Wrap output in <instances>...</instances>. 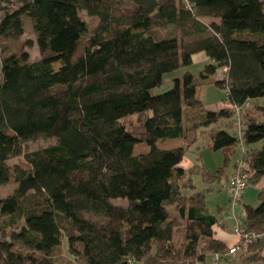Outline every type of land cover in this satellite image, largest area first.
<instances>
[{"label":"trees","instance_id":"obj_1","mask_svg":"<svg viewBox=\"0 0 264 264\" xmlns=\"http://www.w3.org/2000/svg\"><path fill=\"white\" fill-rule=\"evenodd\" d=\"M79 11L98 21L93 30ZM200 17L218 21L207 26ZM24 18L37 61H26L19 43ZM169 25L178 31L161 36ZM201 53L208 63L198 78L187 71L167 92L153 93ZM0 60V187L15 185L0 199V212H10L0 219V264H60L63 239H82L84 253L68 250L79 264H205L206 254L227 253L213 238L219 221L206 209L209 189L186 197L178 166L211 129L206 147L224 160L201 175L204 184H227L240 143L248 185L264 179L263 1L0 0ZM218 70L224 77L213 79ZM209 82L230 107L204 108L196 90ZM233 107L243 109L240 142L236 132L218 129L228 122L235 130ZM40 138L56 142L25 150ZM176 139L186 145H156ZM138 145L147 151L135 154ZM20 156L25 166H9ZM257 200L244 206V228L260 236L247 264L263 261L264 188ZM170 207L184 222L180 248Z\"/></svg>","mask_w":264,"mask_h":264},{"label":"rangeland","instance_id":"obj_2","mask_svg":"<svg viewBox=\"0 0 264 264\" xmlns=\"http://www.w3.org/2000/svg\"><path fill=\"white\" fill-rule=\"evenodd\" d=\"M263 2H264V0H263ZM78 16L84 23H86V25L89 27L90 30H93L97 26L98 21L96 19L90 18L86 14L85 11H79ZM198 20L207 26L210 25L212 22H214L213 18H208V17H200V18H198ZM27 22L30 23V20L28 18H24V23L26 24L25 25V34L21 37L19 43L21 44V48H22V50H24V53L26 55L25 56L26 61L33 62V61H37L39 59L40 53H39V50L37 49L36 44H35V37L32 34V30H31V28ZM174 30L178 31L176 26L169 25L163 29H160L158 31V33L161 36H163V35H167L168 33L173 32ZM176 34H178V32ZM26 41H31L32 46L31 47H24V46L22 47V43H24ZM207 63H208V60H207ZM207 63H206V56L204 53L196 55L193 58V64L191 66H189L188 68H183V69H180V70L173 72L171 74H166L163 77L162 86L160 88L155 89L153 93L154 94H162V93L167 92L172 87L173 79L174 78L181 79L183 77V75L185 74V72H187V71L190 72L192 74V76H195L196 78H198V75L202 71L203 66ZM1 67H2V63L0 60V75H1ZM57 68H58V66H55V69H57ZM216 76H218V78L222 79L224 77V72H222L221 70H218ZM215 78L216 77H214L213 79H215ZM201 84L202 85H200L197 88V91H198L199 99H200L202 105L204 106V108H205V106H207L209 104L225 101V92L217 89L212 82L211 83L209 82L207 84H203V83H201ZM128 122H131L130 125H132V127H137L138 122L136 121L135 117L131 118ZM128 122H127V124H128ZM227 125H228V122H225L224 125H221L220 127H218V129L219 130H228V132L231 135H233L234 132H236L235 134L237 135L238 127L236 126L235 130H234L232 127L228 128ZM55 142L56 141L53 138H49V139L40 138V139H37L34 141L27 142L24 145V148H25V150L31 152V151H36V150H40L42 148L51 146V145L55 144ZM198 146L200 149H202L201 143L198 144ZM206 149L209 151L208 152L209 154L220 155V157L222 159L220 167H222L223 166V160H224L223 159L224 158L223 152L222 151L213 152L210 149H208L207 147H206ZM145 150H146V147L144 145H138L135 148V154H141ZM239 153H240V151H239V147H238L237 152H236V156H235L236 158H238L240 156ZM243 159H244V155L242 156V159H240V160H243ZM240 160H238L237 163H239ZM207 161L214 163V160L211 156L207 158ZM237 163H236V165H237ZM14 165L25 166V163H24L22 156L11 158L9 160V166L12 167ZM194 172L195 171H193V173ZM189 174L191 175L192 173L189 172ZM186 176L187 175H185V177L179 182V185L182 188L181 189L182 193L186 197L191 196L196 192H204L205 191V189L202 188V183H201L200 179H196V178H194V186L196 188H195V190H191V187H193V184H192L190 179H187ZM227 184H228V182H227ZM227 184H226V191H227ZM14 187H15V185H14L13 181H11L9 184H7L5 186L0 187V199H4L5 197H7L12 192ZM246 189H249L252 191V196H250L248 198V200L245 201V205L247 204L246 206L250 205L251 207L258 206L257 195H255L253 192L258 193L259 189L253 185H248ZM207 194H208V192L204 193L205 204L207 202V199H206ZM217 199H218V201H216ZM219 200H222L223 203L227 202V195H226L225 191L222 190L221 194H217L216 197H209V200H208L209 207L211 208V206H215L216 204H219V206H222L223 203L220 204ZM229 201H230V199H229ZM117 203H118V201H117ZM245 205H243V206H245ZM242 208H244V207H242ZM167 212H168L170 219H175L177 221V227L175 228L174 233H173V242L177 247L180 248L184 244V237H183L184 222H183V220H181L178 217L177 212L175 211V209L173 207L168 208ZM9 213L10 212H0V219L6 218L9 215ZM214 214H217L215 209H214ZM236 215L238 216L237 219H240L239 216H241V214L236 213ZM234 227H235V220H234L233 230H234ZM69 249H72L73 251H75L77 253H84L85 252V246H84L82 239H77V240H73V241H67L66 239H63L59 250L55 254V258H56V261L58 263L65 264L66 262H70V261L72 262L73 261V257L68 253ZM249 255L250 254L248 253V249H247L246 255H238L239 258L234 259L232 262L225 263L224 261H222L221 264H247L245 262V258H247ZM73 263L79 264V262H76V261H73Z\"/></svg>","mask_w":264,"mask_h":264},{"label":"crops","instance_id":"obj_3","mask_svg":"<svg viewBox=\"0 0 264 264\" xmlns=\"http://www.w3.org/2000/svg\"><path fill=\"white\" fill-rule=\"evenodd\" d=\"M213 21L217 23L218 20H215L213 18ZM206 63H207V57H206ZM216 79H218V76H216ZM196 96L199 98L197 90H196ZM228 107H230L228 103L221 101V102L209 104L205 106V109L208 111H219L221 109H226ZM211 133H212V130L208 129L207 131H204V133L198 137L197 142L188 148L181 164L178 167L187 175L186 176L187 179L191 180L193 186H194V178H196V179H200L203 189H209V192L206 195V199H207L206 209L209 214L215 215L219 221L218 222L219 225L214 227L213 238L224 244L225 246L224 253H226L228 249L234 246L237 242L236 237L232 233L234 220L235 218L238 217L236 213L241 214L239 218L242 219L244 222L245 213H244V208L242 207H244L243 205H245V201L248 200L250 196H252V191L249 189H245L244 192L242 193V198L240 200V203L238 205H232L231 202L229 201V196L226 191V184L225 186H221L220 184H216V183L204 184L202 182L201 175L207 172L215 173V171L220 168L221 161H222L220 155L209 154L208 153L209 151L206 149V145H207V142L209 140ZM200 143L202 144V149H200L198 146V144ZM156 145L158 148L162 150H170V149L185 146L186 143L182 139H176V140L158 141ZM146 151H147V148L144 152ZM239 151H240L239 153L240 156L238 158L235 157L236 155L234 156L233 162L231 166L229 167V169L227 170V175L229 178L233 174L234 165L237 163L238 160L241 159V155H242L241 149H239ZM209 155L213 158L214 163L207 161V158L210 157ZM193 171L195 172L193 173ZM189 172L192 174L190 175ZM257 188L258 189L264 188V179L261 181L260 185L257 186ZM221 189L226 192L227 202L223 203L222 200H219L220 204L223 203L222 206H219V204H216L215 206H211L210 208L208 204L209 197H216L217 194H221L222 192ZM253 193L258 196V193L256 192H253ZM216 201H218V199ZM214 209L217 214H214ZM262 256H263V261L261 264H264V250L262 252ZM220 257L221 259H220L219 264H221L222 261H224L225 263H230L234 259L239 258V256L226 257L224 255H220ZM205 264H216L215 255L209 254V253L206 254Z\"/></svg>","mask_w":264,"mask_h":264},{"label":"built area","instance_id":"obj_4","mask_svg":"<svg viewBox=\"0 0 264 264\" xmlns=\"http://www.w3.org/2000/svg\"><path fill=\"white\" fill-rule=\"evenodd\" d=\"M248 107V104L245 105V108ZM233 110L235 112V123L238 127L237 131V138L239 139V142L241 141V126L240 123V114L243 109L240 108H234ZM239 148L241 149L242 154L245 152V147L240 143ZM251 175V170L249 168V165L246 161L240 160L239 163H237L235 170L233 171V174L228 180L227 184V193L230 199V202L232 205H238L240 203V200L242 198V193L247 188L248 179ZM233 234L237 239V242L234 246H232L230 249H228L227 253L224 255L226 257H236L238 255H246L248 247L253 244L258 238H260L259 235L255 234L254 232L247 231L244 228L243 220L241 219H235V227L233 230ZM220 255H215V263L219 264L220 262Z\"/></svg>","mask_w":264,"mask_h":264}]
</instances>
